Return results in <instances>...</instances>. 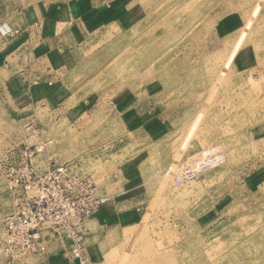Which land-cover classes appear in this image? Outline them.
Returning <instances> with one entry per match:
<instances>
[{"label": "rangeland", "instance_id": "374dc122", "mask_svg": "<svg viewBox=\"0 0 264 264\" xmlns=\"http://www.w3.org/2000/svg\"><path fill=\"white\" fill-rule=\"evenodd\" d=\"M137 3L126 32L79 50L47 109L0 106V163L41 143L42 169L78 159L119 203L115 224L87 220L88 264H264V0ZM10 212L0 168L5 256Z\"/></svg>", "mask_w": 264, "mask_h": 264}, {"label": "crops", "instance_id": "0c3cea01", "mask_svg": "<svg viewBox=\"0 0 264 264\" xmlns=\"http://www.w3.org/2000/svg\"><path fill=\"white\" fill-rule=\"evenodd\" d=\"M137 13V0H0V106L15 114L47 109L85 43L97 39L98 32L106 40L126 32ZM4 28L11 31L2 33ZM102 197L105 202L89 218L99 227L115 224L125 213L115 199ZM47 246L42 260L28 264H77L65 252L67 241L49 238ZM0 264H13L1 250Z\"/></svg>", "mask_w": 264, "mask_h": 264}, {"label": "built area", "instance_id": "2783aa9c", "mask_svg": "<svg viewBox=\"0 0 264 264\" xmlns=\"http://www.w3.org/2000/svg\"><path fill=\"white\" fill-rule=\"evenodd\" d=\"M10 31L4 28L2 33ZM42 151L41 143L14 144L1 160L11 198V212L1 223L4 252L11 262L45 256L51 238L67 241L71 259L88 264L87 220L98 213L105 199L98 194L94 176L78 159H49L42 169L34 160Z\"/></svg>", "mask_w": 264, "mask_h": 264}]
</instances>
